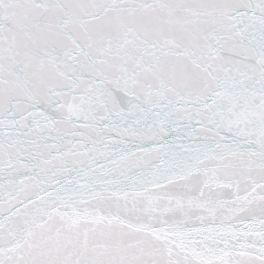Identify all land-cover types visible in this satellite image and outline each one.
<instances>
[{
    "label": "snow or ice",
    "instance_id": "6c2138e0",
    "mask_svg": "<svg viewBox=\"0 0 264 264\" xmlns=\"http://www.w3.org/2000/svg\"><path fill=\"white\" fill-rule=\"evenodd\" d=\"M0 264H264V0H0Z\"/></svg>",
    "mask_w": 264,
    "mask_h": 264
}]
</instances>
